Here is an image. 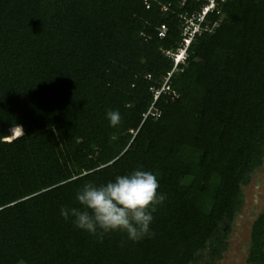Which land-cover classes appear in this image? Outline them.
<instances>
[{"label": "trees", "instance_id": "1", "mask_svg": "<svg viewBox=\"0 0 264 264\" xmlns=\"http://www.w3.org/2000/svg\"><path fill=\"white\" fill-rule=\"evenodd\" d=\"M201 4L0 0V264L221 258L264 152V0L220 2L175 61ZM136 169L165 195L154 235L101 240L61 215L84 183ZM246 262L264 264V210Z\"/></svg>", "mask_w": 264, "mask_h": 264}, {"label": "clouds", "instance_id": "2", "mask_svg": "<svg viewBox=\"0 0 264 264\" xmlns=\"http://www.w3.org/2000/svg\"><path fill=\"white\" fill-rule=\"evenodd\" d=\"M110 126L120 123L118 111L107 112ZM159 182L156 176L142 169L117 175L114 180L96 185L86 182L76 193L80 207L61 208L65 220L71 216L75 227L103 239L113 231L126 233L128 239L139 241L152 236L149 226L157 205L165 200L158 193Z\"/></svg>", "mask_w": 264, "mask_h": 264}, {"label": "rangeland", "instance_id": "3", "mask_svg": "<svg viewBox=\"0 0 264 264\" xmlns=\"http://www.w3.org/2000/svg\"><path fill=\"white\" fill-rule=\"evenodd\" d=\"M9 134L7 140L14 138L11 137L10 131ZM242 199L241 208L232 223L227 247L215 264H248L246 256L250 225L256 215L264 210V152L261 164L250 174L247 183L242 186Z\"/></svg>", "mask_w": 264, "mask_h": 264}, {"label": "built area", "instance_id": "4", "mask_svg": "<svg viewBox=\"0 0 264 264\" xmlns=\"http://www.w3.org/2000/svg\"><path fill=\"white\" fill-rule=\"evenodd\" d=\"M198 1L202 2L200 9L196 11L194 15H191L190 17L184 20L185 25L182 31V33L184 34L183 36L184 45L182 48H178L177 53L174 55L175 61L183 58L185 46L188 44L191 36L194 33H197L201 30L200 23L202 22L205 14L209 11L217 10L218 4L223 0H198Z\"/></svg>", "mask_w": 264, "mask_h": 264}, {"label": "bare ground", "instance_id": "5", "mask_svg": "<svg viewBox=\"0 0 264 264\" xmlns=\"http://www.w3.org/2000/svg\"><path fill=\"white\" fill-rule=\"evenodd\" d=\"M10 132H11V137H15L21 133V129L19 126H16L11 128Z\"/></svg>", "mask_w": 264, "mask_h": 264}]
</instances>
